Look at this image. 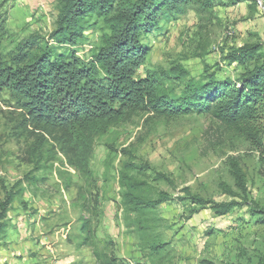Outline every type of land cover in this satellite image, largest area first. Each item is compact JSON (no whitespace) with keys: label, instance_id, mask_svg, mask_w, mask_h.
<instances>
[{"label":"rangeland","instance_id":"374dc122","mask_svg":"<svg viewBox=\"0 0 264 264\" xmlns=\"http://www.w3.org/2000/svg\"><path fill=\"white\" fill-rule=\"evenodd\" d=\"M207 12L186 9L159 22L160 30L140 39L148 49L136 77L154 76L171 97L179 96L188 81L216 79L236 81L242 65L225 55L243 44H258L264 51V0H215ZM57 0H0V51L7 55L22 40L52 41ZM94 16L87 22L76 55L89 59L99 44L104 24ZM169 21V22H168ZM64 47H58L63 51ZM252 66V64H250ZM167 73L169 78L162 76ZM179 73H182L180 75ZM178 74V77L173 78ZM8 92L0 96V203L13 197L1 221L0 264H95L87 246L77 248L80 207L72 204L74 188L64 189L63 177L83 184L76 172L56 160L40 169L23 160L24 142L13 138ZM143 113L110 127L93 140L90 168L94 173L92 195L97 200L99 241L108 235L109 250L127 264H257L264 257V214H252L247 202L264 207V168L259 152L241 135L223 129L207 115L190 114L163 120ZM146 119H148L146 121ZM242 169L246 182L244 198L219 188L224 182L241 194L231 173V162ZM149 168L142 173L126 172L168 199L152 215V239L165 243L159 257L148 255L138 226L142 218L123 207L120 172L127 164ZM156 172L169 176L172 184L154 180ZM220 203L236 200L244 204L219 216L211 203L194 204L183 191ZM154 190H147L153 197ZM93 199V200H94ZM88 216V213H84ZM149 217V216H148Z\"/></svg>","mask_w":264,"mask_h":264},{"label":"trees","instance_id":"16d2710c","mask_svg":"<svg viewBox=\"0 0 264 264\" xmlns=\"http://www.w3.org/2000/svg\"><path fill=\"white\" fill-rule=\"evenodd\" d=\"M215 2L57 0L50 43L28 38L19 41L7 55L0 51V96L6 91L13 101L11 135L24 142L23 160L32 163L34 169L55 161L57 153H61L64 164L82 180L83 184L78 185L69 176L60 175L65 190L74 188L72 204L81 211L73 240L77 248L88 247L95 264H127L109 250L110 236L99 241L96 235L99 220L94 218L97 200L91 190L95 178L90 159L94 138L110 127L143 113L148 119L163 120L190 114L207 115L221 128L243 136L259 152L264 168V51L260 45L243 44L225 55L227 60L243 66L238 80L216 79L209 74L202 81H188L176 98L170 96L161 78L136 77V70L148 55V49L140 43L141 37L159 31L160 20L164 18L167 22L175 12L186 9L207 12ZM251 4L258 6L256 0H251ZM93 16L92 24L101 20L105 31L90 58L85 59L76 55L75 47L82 41L87 22ZM2 30L3 23H0V35ZM60 46L64 47L63 51L58 50ZM162 76L169 78L167 73ZM230 166L241 194L224 182L219 183V188L233 197L241 195L246 202L244 173L236 162L232 161ZM124 168L119 177L123 207L141 219L146 217L138 230L148 255L159 257L165 243L151 238L157 220L152 213L169 195L126 172L142 173L149 168L147 165L137 167L129 163ZM154 180L172 184L171 178L161 172L155 173ZM148 189L154 190L153 197L147 194ZM183 191L194 204L211 203L219 216L244 204L234 199L214 203L192 195L187 187ZM12 197L9 193L4 203H0V233L1 221ZM247 205L253 215L264 214V207L254 200H249ZM200 264L213 263L201 260ZM257 264H264V257Z\"/></svg>","mask_w":264,"mask_h":264}]
</instances>
